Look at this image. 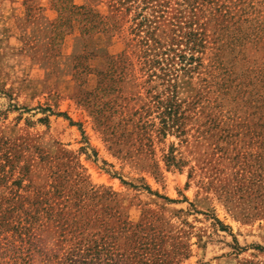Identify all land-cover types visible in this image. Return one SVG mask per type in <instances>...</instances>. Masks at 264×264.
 Segmentation results:
<instances>
[{
    "label": "rangeland",
    "instance_id": "1",
    "mask_svg": "<svg viewBox=\"0 0 264 264\" xmlns=\"http://www.w3.org/2000/svg\"><path fill=\"white\" fill-rule=\"evenodd\" d=\"M28 212L32 264H264V0H0V264Z\"/></svg>",
    "mask_w": 264,
    "mask_h": 264
},
{
    "label": "trees",
    "instance_id": "2",
    "mask_svg": "<svg viewBox=\"0 0 264 264\" xmlns=\"http://www.w3.org/2000/svg\"><path fill=\"white\" fill-rule=\"evenodd\" d=\"M124 184H127L123 181ZM136 187L137 186H133ZM148 190L151 194L149 187H142ZM156 196L164 198L155 193ZM49 221H56V217L53 214H49ZM10 222L8 223V232L11 233V237L8 241V246L6 249V254L9 256V264H32L34 260V255L39 252L37 248V238L32 232V226L39 221V218L32 214L31 212L26 213L24 216H11L9 217ZM63 220V218H62ZM60 225V224H59ZM58 256L48 255L44 258V262L47 264H52ZM70 260H72L70 258ZM66 263H68L66 261ZM59 264H63L59 262ZM75 264V263H74Z\"/></svg>",
    "mask_w": 264,
    "mask_h": 264
}]
</instances>
